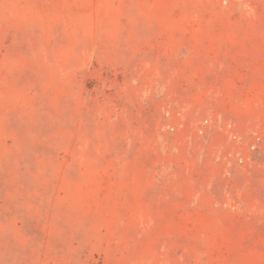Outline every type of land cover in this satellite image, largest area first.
Returning <instances> with one entry per match:
<instances>
[{
	"label": "rangeland",
	"instance_id": "obj_1",
	"mask_svg": "<svg viewBox=\"0 0 264 264\" xmlns=\"http://www.w3.org/2000/svg\"><path fill=\"white\" fill-rule=\"evenodd\" d=\"M0 264H264V0H0Z\"/></svg>",
	"mask_w": 264,
	"mask_h": 264
}]
</instances>
